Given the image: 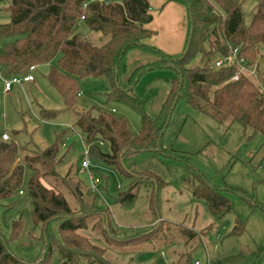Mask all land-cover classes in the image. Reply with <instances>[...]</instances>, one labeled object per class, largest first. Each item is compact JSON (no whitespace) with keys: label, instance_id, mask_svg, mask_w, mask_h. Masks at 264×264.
Returning a JSON list of instances; mask_svg holds the SVG:
<instances>
[{"label":"trees","instance_id":"16d2710c","mask_svg":"<svg viewBox=\"0 0 264 264\" xmlns=\"http://www.w3.org/2000/svg\"><path fill=\"white\" fill-rule=\"evenodd\" d=\"M0 2L5 3L11 16L9 22L0 23L2 76L24 75L33 65L36 70L41 65H51L46 79L61 95L63 108L50 110L41 107L40 116L44 120H53L60 112L75 113L76 120L70 126L82 131L93 164L111 168L128 181L127 189L120 190L118 186L115 203L125 208L133 206L138 189L145 186L150 210L158 215V197L169 182L152 165L155 161L165 164L167 160H172L185 162L189 175L182 181L188 182L194 197L207 202L216 218L234 212L232 196L236 194L248 198L253 202V207L264 211V204L254 196L241 188L222 189L212 185L199 169L190 164L188 158L172 146H164V136L172 113L181 99L219 123L239 122L245 128H250L253 134L264 136V63L260 62V59L264 60V0H259L255 6L250 23L245 21L244 0H182L187 8L188 32L184 49L178 55H170L144 42L154 33L147 28L153 20L149 0ZM81 21L108 37L107 42L96 45L85 38L78 30ZM134 50L155 58L140 64L123 79L128 69L129 54ZM235 52L237 60L243 61L249 69H255L254 75L240 72L239 78L235 80L233 77L239 71L237 63L223 68L214 66L216 59L231 56ZM161 67L171 68L175 76L159 116L152 118L146 113V100L133 92L144 73ZM87 77H103L109 86V100L123 102L137 109L142 118V128L138 134L130 130L124 117H116L95 107L78 108V82ZM3 134L0 136V202L22 191L25 168H33L28 192L35 224L42 227V238L46 240V257L39 262H44L58 249L63 264H111L105 257L108 249L120 251L129 244H152L161 239L160 236L167 235L165 228L171 229L158 216L159 221L153 227L136 231L132 236L119 237L116 229L111 227L108 208L96 206V194L94 201L88 203L86 194L90 191L85 188L84 180L79 175L76 181L59 176L57 166L66 154L61 151L62 139L67 137L66 131L57 136L52 145L35 153L23 152L16 141L4 139ZM140 154L149 155L151 162L135 161L134 157ZM19 158L21 161L17 162ZM98 172H94L95 183ZM47 174L66 182L79 209L71 206L57 185L48 186L43 182ZM98 216L101 219L93 222V229L100 230V239L106 242V247L95 244L90 236L80 232L87 229L90 221ZM54 220L59 221L60 237H56L49 228ZM245 224V219L237 217L231 233H240ZM21 229L22 222L18 217L14 220L9 239L0 232V264H32L10 251L9 242L18 239ZM206 230L182 228L188 237L198 233L203 235ZM259 262L264 264V247L258 253H239L210 263Z\"/></svg>","mask_w":264,"mask_h":264},{"label":"rangeland","instance_id":"374dc122","mask_svg":"<svg viewBox=\"0 0 264 264\" xmlns=\"http://www.w3.org/2000/svg\"><path fill=\"white\" fill-rule=\"evenodd\" d=\"M258 2L259 0H244L246 23L251 22ZM10 18L5 3L0 2V23L9 22ZM78 30L96 45H102L108 40V37L91 29L83 21L80 22ZM154 58L153 55L140 50L132 51L129 54L127 72L122 78L126 79L140 64ZM50 67V64L39 66L34 71L35 83L25 84L23 88L15 86L10 94L3 91V79L0 77V136L3 132L7 133L23 152L35 153L52 145L57 136L66 131L69 139L63 137L61 142V151L66 154L57 166L59 176L73 178V181L79 177L84 180L85 188L90 191L86 194L88 203L94 201L96 194V206L108 208L111 227L116 229L119 237L132 236L136 231L153 227L159 221L158 216L163 219L164 225L171 226L170 230L164 229L167 233L165 237L160 236L161 239L152 244H129L120 251L108 249L105 257L111 264H195L196 261L207 264L239 253H258L260 248L264 247V211L253 207V202L248 198L236 194L232 196L234 212L216 218L210 212L207 202L194 197L188 182L182 181L189 175L185 162L182 161L167 160L165 164L155 161L152 165L169 182L158 197V215L150 210L145 186L138 189V197L133 206L125 208L115 203L118 186L120 190L127 189L128 181L106 166H92L99 171L96 179L98 191H94L88 176L77 172L85 158L87 147L82 131L70 126L76 120L75 113L60 112L53 120H44L40 116L41 107L50 110L63 108L61 95L46 79ZM174 76L175 72L171 68H156L144 73L134 87L133 93L146 100L145 110L152 118L159 116ZM78 89L80 94L77 96V104L80 110L95 107L116 117H124L134 134L140 132L141 114L129 104L109 100V86L103 77L82 78L78 82ZM63 142H66L65 146ZM164 146H172L188 158L190 164L199 169L212 185H218L222 189L241 188L264 204L262 134H253L250 128H245L239 122L219 123L181 99L172 113L164 136ZM134 159L139 163L151 162L149 155L140 154ZM20 161L21 158L17 160ZM33 172V168H25L22 194L17 192L12 198L1 200L0 232L9 239L14 220L20 217L22 229L18 239L9 242L11 253L27 263L63 264L58 249L44 262H39L46 257V240L42 238V227L35 224L33 205L28 192V181ZM43 182L48 186L57 185L65 193L71 206L79 209L76 198L69 192L62 178L58 180L47 174ZM237 217L245 219L246 224L240 233L232 234ZM98 219H101V216L90 221L89 227L80 232L90 236L95 244L106 247V242L100 239V230L93 229V222ZM209 226L211 228L206 230ZM58 227V220L49 225L56 237H60ZM182 228L195 231L205 229L206 232L203 235L198 233L194 237H188L182 232Z\"/></svg>","mask_w":264,"mask_h":264},{"label":"crops","instance_id":"0c3cea01","mask_svg":"<svg viewBox=\"0 0 264 264\" xmlns=\"http://www.w3.org/2000/svg\"><path fill=\"white\" fill-rule=\"evenodd\" d=\"M149 2L153 20L147 28L154 33L144 42L170 55L180 54L184 49L188 32V14L185 4L182 0H149ZM35 82L36 80L25 84Z\"/></svg>","mask_w":264,"mask_h":264},{"label":"built area","instance_id":"2783aa9c","mask_svg":"<svg viewBox=\"0 0 264 264\" xmlns=\"http://www.w3.org/2000/svg\"><path fill=\"white\" fill-rule=\"evenodd\" d=\"M236 57H237L236 52L231 56L220 57V58L215 60L214 66L216 68H223V67L232 66L235 63H237V65L239 67V71L233 77V79H235V80H237L239 78L240 72H248L249 74L254 75L255 69H249L247 66L244 65V63H242L243 61L237 60ZM35 70H36V66L33 65L30 67V71L28 73H26L24 75H14V76L8 77V78L2 76V73L0 71V77L3 79V89H4L5 93H10L15 86H20L23 88L25 83L35 81L36 80V77L34 75ZM113 111H115V109H113ZM3 138L4 139H10V137L7 133L3 134ZM67 139H69V137H67ZM101 144H103V142H101ZM63 145L65 146L66 142H64ZM85 145L87 147V150L85 152V158L82 160L78 171L80 174L81 173L86 174L90 178V180L92 181L93 188H95L97 190L96 183H95V177H94L95 176L94 170L92 168L93 162H92L90 155H89V145L87 143ZM20 193L22 194L23 191H20ZM195 264H200V261H196ZM207 264H211V263L209 262Z\"/></svg>","mask_w":264,"mask_h":264},{"label":"water","instance_id":"95a60500","mask_svg":"<svg viewBox=\"0 0 264 264\" xmlns=\"http://www.w3.org/2000/svg\"><path fill=\"white\" fill-rule=\"evenodd\" d=\"M260 62L264 63V60L263 59H260Z\"/></svg>","mask_w":264,"mask_h":264}]
</instances>
